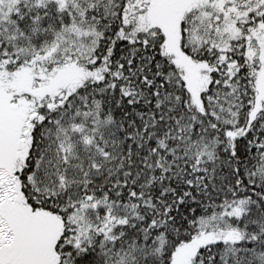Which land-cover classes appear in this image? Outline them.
Segmentation results:
<instances>
[{
    "label": "snow or ice",
    "instance_id": "snow-or-ice-1",
    "mask_svg": "<svg viewBox=\"0 0 264 264\" xmlns=\"http://www.w3.org/2000/svg\"><path fill=\"white\" fill-rule=\"evenodd\" d=\"M0 264H264V0H0Z\"/></svg>",
    "mask_w": 264,
    "mask_h": 264
}]
</instances>
